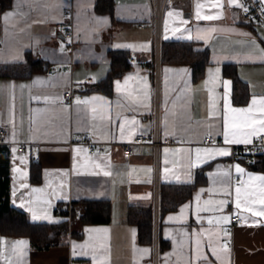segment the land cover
I'll use <instances>...</instances> for the list:
<instances>
[{"label": "crops", "instance_id": "0c3cea01", "mask_svg": "<svg viewBox=\"0 0 264 264\" xmlns=\"http://www.w3.org/2000/svg\"><path fill=\"white\" fill-rule=\"evenodd\" d=\"M96 2L9 0L0 8V64L24 62L29 54L56 65L52 75L47 69L28 77L0 74V128L26 145L25 152L10 150L13 206L32 221L56 222L62 215L55 204L106 200L110 220L82 224V205H75L66 239L41 249L26 236L0 232V264H153V241L140 242L137 224L128 220L131 205L152 204L154 237L152 11L147 0H114L112 13L97 11ZM178 40L209 54L195 80L190 65L163 61L162 43L161 133L172 142L160 151L159 264H264L258 179L264 172L232 158L236 143L225 142L226 125L229 141L264 134V25L245 20L236 0H194L164 12L163 42ZM112 50L126 51L130 67L112 79L108 93L94 86L108 75ZM227 66L246 82L247 102H234ZM88 77L92 88L84 99L66 103L64 90ZM79 133L105 150L70 145ZM140 133L144 142H132ZM209 134L220 142H206ZM128 143L131 157L122 151ZM194 181L189 197L160 213L161 183ZM236 214L243 223L232 222Z\"/></svg>", "mask_w": 264, "mask_h": 264}, {"label": "trees", "instance_id": "16d2710c", "mask_svg": "<svg viewBox=\"0 0 264 264\" xmlns=\"http://www.w3.org/2000/svg\"><path fill=\"white\" fill-rule=\"evenodd\" d=\"M9 0H0V8L5 7ZM114 0H97L96 10L112 13ZM111 67L103 81L94 86L110 92L112 79L121 75L130 67L128 53L124 50H112ZM209 51L207 48L195 49L194 41H164L162 58L167 62L185 63L192 67L193 78L199 79L208 63ZM50 65L41 59L33 60L28 54L24 62L0 64V74L15 77H28L33 72L46 70ZM233 76V100L237 104L248 101L249 89L231 68H225ZM92 87L86 88V91ZM244 161L253 170L264 172V154H254ZM201 172V170H200ZM32 179L37 180L38 177ZM196 186V182L188 183H161L160 213L177 208L180 202L189 197ZM63 204L64 203H60ZM82 205L80 222L82 224L108 222L110 220V203L106 200H82L73 202ZM61 220L56 222L32 221L27 213L13 206L10 202V150L0 145V232L7 236H26L32 247L41 249L60 244L68 235V218L66 211L60 213ZM152 204L147 206L131 205L128 211V220L138 226V238L142 243H152ZM161 241V247H162Z\"/></svg>", "mask_w": 264, "mask_h": 264}, {"label": "built area", "instance_id": "2783aa9c", "mask_svg": "<svg viewBox=\"0 0 264 264\" xmlns=\"http://www.w3.org/2000/svg\"><path fill=\"white\" fill-rule=\"evenodd\" d=\"M151 11L152 17L149 24L153 28V44H154V57H153V72H154V104L152 112L153 131L151 135V144L153 148V165L155 170V192H154V237H153V264H159V217H158V203H159V180L158 171L160 165V151L163 144H169L172 142L170 137H164L161 133V116H162V99H161V51L163 43V23L164 12L167 8L172 7L178 3H192L194 0H147ZM238 8L241 11L245 20L249 22H255L264 25V4L261 0H236ZM142 24L141 26H144ZM65 35L70 37L72 35L71 30H66ZM2 40L0 39V46ZM67 51L72 50V45L68 44ZM134 62L135 59H132ZM56 68L55 64H52L46 71L48 75H52ZM90 77L84 81L75 83L73 86L67 88L63 92L65 102L70 104L75 99H84L86 92V83L89 82ZM145 140V135L140 133L135 136L132 142L141 144ZM206 142H220L216 140L214 135H207L204 137ZM70 145L83 144L88 148L89 153H95L97 151H104V143H95L91 137L86 133H79L76 137L69 141ZM0 145L7 147L9 150L16 148L20 152L26 151V145L23 142H16L10 139L9 130L7 128H0ZM123 154L126 157H131L134 154V149L130 143L125 144L122 148ZM254 154H264V134L257 136L249 143H236L232 145V158H238L242 160L250 159ZM40 158L35 157V161L39 162ZM224 163H228V160H224ZM234 181H239V178L235 177ZM52 209L56 213L66 211L69 221L74 217V205L71 202L63 204H55ZM234 223H243V217L240 215H233L231 217ZM232 228H229L231 230Z\"/></svg>", "mask_w": 264, "mask_h": 264}, {"label": "snow or ice", "instance_id": "6c2138e0", "mask_svg": "<svg viewBox=\"0 0 264 264\" xmlns=\"http://www.w3.org/2000/svg\"><path fill=\"white\" fill-rule=\"evenodd\" d=\"M118 87H119V86H118ZM253 103L255 104L256 101L254 100ZM260 103H261V104H264V100H261ZM261 123H262V126H264V121H261ZM262 130H264V128H262ZM225 142H226V143H228V142H232V143H240V142H241V141L238 140V139H233L232 141H229V139H228L227 125H226V128H225ZM243 142H244V143H249L250 141H249L247 138H245V139L243 140ZM219 152H220L221 155H227V154H228L227 151L224 150V149H220ZM237 171H238V172H242L243 169H240L239 166H237ZM258 179L264 181V177H258ZM239 191H240V189H237V193H239ZM262 203H264V201H262ZM237 207H239V203L237 204ZM259 214H260V215H264V210H262ZM34 218H35V216H34ZM224 219L226 220L227 217H225ZM16 243H19V244H25L26 242H25V241H18V242H16Z\"/></svg>", "mask_w": 264, "mask_h": 264}]
</instances>
